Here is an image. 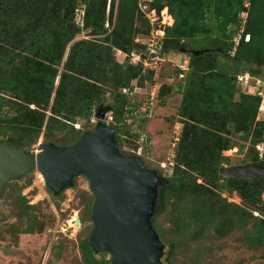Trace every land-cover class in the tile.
I'll return each mask as SVG.
<instances>
[{
    "label": "trees",
    "instance_id": "1",
    "mask_svg": "<svg viewBox=\"0 0 264 264\" xmlns=\"http://www.w3.org/2000/svg\"><path fill=\"white\" fill-rule=\"evenodd\" d=\"M115 2L0 0L2 143L22 147L35 142L44 129L45 139L56 133L73 135L69 146L93 127L90 120L94 110L103 105L113 114L110 125L121 128L116 135L120 153L136 156L141 147L138 135L127 133L123 125L129 116L136 117L139 105L130 104L118 91L134 80L140 86L145 80L150 82L153 73L143 75L141 66L118 63L114 50L127 56L142 52L144 47L135 39L149 34L151 27L139 10L138 0H117L116 7ZM79 3L85 6L82 28L74 24ZM149 8L158 14L166 8L173 20L164 28V55L180 54V49L203 51L198 56L182 55L189 61L185 78L175 80L181 97L176 115L182 128L172 166L167 168V185L158 189L161 201L153 227L168 246L169 256L175 254L184 241L177 238L182 236L181 227L174 222L169 233L173 239H168L154 219L163 213L166 194H190L196 208L179 212L180 217H193L188 220L204 222L206 228L214 226L219 236L251 225L247 241L264 248V179L243 181L218 176L229 163L222 153L236 145L234 137L243 143L240 150L250 154L246 165L264 168L254 148L264 142V122L257 120L260 98L241 92L236 84V76L244 72L263 77L264 0H152ZM242 12L246 18L235 46ZM83 30L92 38L75 40ZM245 35L249 36L247 42ZM162 90L167 96L175 91L172 86ZM163 91L158 92L161 104L165 103ZM107 96L109 104L105 103ZM20 131L28 134L20 138ZM221 192H235L242 206L228 203ZM22 233H35L32 222ZM79 249L86 264H109L96 258L88 246V235Z\"/></svg>",
    "mask_w": 264,
    "mask_h": 264
},
{
    "label": "rangeland",
    "instance_id": "2",
    "mask_svg": "<svg viewBox=\"0 0 264 264\" xmlns=\"http://www.w3.org/2000/svg\"><path fill=\"white\" fill-rule=\"evenodd\" d=\"M138 1L142 2V0ZM147 2L145 0V3ZM116 4L117 0L115 7ZM106 11L108 12V5ZM164 11L165 9L161 10L163 21L168 22L169 16H165ZM140 36L146 39L148 34ZM90 38L92 37L88 35V32L83 30L75 40ZM114 57L118 63L120 58H123L122 55L117 54V50H114ZM182 58V55L175 52L164 55V61L159 63L156 74H153L150 82L141 86V91L134 97L136 102L134 104L146 103L151 83L156 85L157 91L152 100L151 113L149 116L141 113L136 117L129 116L123 125L127 133L138 135V143L142 147L140 158L144 166L158 172L161 176H166L167 164L172 160L171 144L176 136L175 133L179 134L182 128L176 115L181 97L176 92V82L172 77L174 64ZM124 62L126 61L122 60L120 64ZM262 76L264 82V72ZM170 86L175 91L167 96V91L162 89ZM160 90L164 92L161 93L164 104L159 102L162 100L158 98ZM108 101L107 96L105 103L109 104ZM257 118L258 121L264 122L263 114ZM43 131L44 129L35 142L16 148L32 151L38 144L46 145L49 140L57 146L68 147L73 138V135L56 133L45 139ZM27 134L26 131H20L19 136L24 138ZM127 138L132 140L128 136ZM146 138L150 139L151 144H146ZM232 140L236 145L222 153L229 158L226 167L245 166L250 162V154L246 149L240 150L243 143L238 137ZM221 197L226 198L228 203L242 206L235 192L231 194L221 192ZM92 201L93 196L88 182L82 175L75 179L74 187L58 196L50 193L37 171L18 181H11L0 198V264H86L79 245L92 229L90 212L88 213ZM195 203V199H192L190 194H166V200L161 208L163 213L157 216L154 222L158 228L168 234V239H173L169 233L173 230V223L176 222L182 230V236L177 238H184V241H181L180 248L172 256L168 254V246H164L162 264H264V248H258L257 245L247 241V237L251 234L249 230L251 225L248 226L250 228L246 227L219 236L214 226L206 228L204 222L196 221V219L188 220L193 217H180L181 211H193L196 208ZM261 203H264V193L261 196ZM30 222L33 224L35 233H22ZM108 257L103 255L101 258Z\"/></svg>",
    "mask_w": 264,
    "mask_h": 264
},
{
    "label": "water",
    "instance_id": "3",
    "mask_svg": "<svg viewBox=\"0 0 264 264\" xmlns=\"http://www.w3.org/2000/svg\"><path fill=\"white\" fill-rule=\"evenodd\" d=\"M185 57L203 51L180 49ZM110 108L94 110L93 127L68 147L38 144L32 151L0 142V198L11 181L33 171L43 178L53 196L74 187L75 179L86 178L93 196L90 208L92 229L88 246L95 253L110 255V264H162L164 245L153 227L157 211L158 172L144 166L138 156H123L116 143L120 127L103 123ZM149 144V138H146ZM224 179H264V168L245 165L222 168Z\"/></svg>",
    "mask_w": 264,
    "mask_h": 264
},
{
    "label": "built area",
    "instance_id": "4",
    "mask_svg": "<svg viewBox=\"0 0 264 264\" xmlns=\"http://www.w3.org/2000/svg\"><path fill=\"white\" fill-rule=\"evenodd\" d=\"M151 3L150 0H146ZM145 3V0H142V2L138 1V7L140 12L144 15V17L148 20V23L151 27V30L147 36L146 39L141 38V36L136 37L135 43L142 45L144 47V50L142 52H131L128 56L126 54H123L122 52L118 51L119 54L122 55V60L126 61L129 65L132 66H141L142 67V74L146 75L148 72H152L153 74H156L157 67H159V63H162L164 61V54L162 53V39L164 37V28L169 27L172 25L173 20L171 16L168 14L167 9H165L164 13L165 16H169L168 22L163 21L164 17L161 15V11L159 14L156 12L155 9L149 8V4ZM247 7V4L244 5ZM84 9L85 6L82 3H79L77 7L74 10V24L82 28L84 24ZM163 10V9H162ZM246 18V13L242 12L239 15V19L241 20V26H240V32L237 36L234 37V43L235 46L238 44V40L240 39V36L242 33V27L244 25ZM170 19L172 22H170ZM107 26V24H106ZM249 40V36H244V41L247 42ZM234 46V47H235ZM235 49L233 48L231 55H233ZM189 69V61L187 58L183 57L181 61L176 62L174 64V71L176 72V75L172 76L176 81H182L185 78V75ZM155 78H153L154 80ZM147 83L145 80L143 82V85ZM236 84L240 88L241 92L246 93L248 95L257 96L260 98V103L258 107V116H264V82L260 77H254L250 75L247 72L241 73L236 76ZM142 86V85H141ZM141 86L138 85L137 81H133L129 87L122 88L118 91V94L124 97L127 101H129L131 104H134V97L141 91ZM156 85L151 83L150 86V92L147 96V102L144 104H138L139 105V111L136 112V115L141 114H149L151 113L152 109V100L155 97V91ZM113 114L112 112H108L105 114L103 123L105 125L111 126L110 123H112ZM258 119V118H257ZM96 120L92 116L90 123L95 124ZM175 138L173 139V143L171 144V157L174 155V149L175 146L179 140V134L175 133ZM255 151L257 152V156L259 160L264 161V142L257 144L255 147ZM136 156L140 157L142 156V147H139L136 150ZM172 163L169 162L167 164V168L171 167ZM169 171V170H168ZM170 173V171H169ZM166 177V176H165Z\"/></svg>",
    "mask_w": 264,
    "mask_h": 264
},
{
    "label": "flooded vegetation",
    "instance_id": "5",
    "mask_svg": "<svg viewBox=\"0 0 264 264\" xmlns=\"http://www.w3.org/2000/svg\"><path fill=\"white\" fill-rule=\"evenodd\" d=\"M1 142V141H0ZM161 176V175H160ZM162 177V181L160 182V185L158 186V189L159 188H161V187H164V186H166L167 185V180H166V177L165 176H161ZM10 183V182H9ZM8 183V184H9ZM7 188V187H6ZM52 194V193H51ZM161 201V197L159 196V194H158V197H157V204H159V202ZM157 208H158V206H157ZM90 234V233H89ZM89 234H88V238H89ZM81 253V252H80ZM94 253V252H93ZM95 254V253H94ZM96 255V258L98 259V260H101V259H103V260H105V261H109V264H110V259H111V257H110V255L109 254H107V253H98V254H95ZM103 255H108L109 257L108 258H101ZM163 257H165V256H163Z\"/></svg>",
    "mask_w": 264,
    "mask_h": 264
},
{
    "label": "crops",
    "instance_id": "6",
    "mask_svg": "<svg viewBox=\"0 0 264 264\" xmlns=\"http://www.w3.org/2000/svg\"><path fill=\"white\" fill-rule=\"evenodd\" d=\"M117 54H119V52L117 51ZM119 56H121V54H119ZM120 62H122V58H120V60H119ZM119 62V63H120ZM149 144H151V141H150V139H149Z\"/></svg>",
    "mask_w": 264,
    "mask_h": 264
},
{
    "label": "bare ground",
    "instance_id": "7",
    "mask_svg": "<svg viewBox=\"0 0 264 264\" xmlns=\"http://www.w3.org/2000/svg\"><path fill=\"white\" fill-rule=\"evenodd\" d=\"M171 20V19H170ZM75 221H77V220H75Z\"/></svg>",
    "mask_w": 264,
    "mask_h": 264
}]
</instances>
